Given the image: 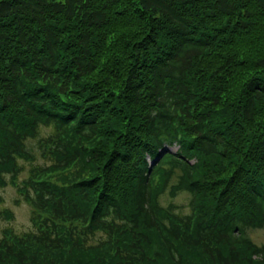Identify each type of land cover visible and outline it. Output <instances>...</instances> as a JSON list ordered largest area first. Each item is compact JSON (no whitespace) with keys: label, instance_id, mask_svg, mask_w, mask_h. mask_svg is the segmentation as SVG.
<instances>
[{"label":"trees","instance_id":"1","mask_svg":"<svg viewBox=\"0 0 264 264\" xmlns=\"http://www.w3.org/2000/svg\"><path fill=\"white\" fill-rule=\"evenodd\" d=\"M9 183L0 264H264V0H0Z\"/></svg>","mask_w":264,"mask_h":264},{"label":"rangeland","instance_id":"2","mask_svg":"<svg viewBox=\"0 0 264 264\" xmlns=\"http://www.w3.org/2000/svg\"><path fill=\"white\" fill-rule=\"evenodd\" d=\"M51 132V128H41V136L48 135ZM38 138H33L28 141V148L34 152L35 157L31 160L21 159L20 163L23 166V171L18 176L17 182H22L27 179L35 167L46 166L51 163L47 160L41 149L38 147ZM172 151H176L178 146H167ZM190 195L187 192H181L176 197L171 198L169 194L162 195L161 201L163 205H168L169 202L177 205L181 213L190 212L189 207ZM9 209L12 210L14 218L12 220L2 219L0 221V237L3 235L5 228L12 230L14 233L23 234L28 231L35 230V227L31 221L33 206L19 193L18 186L13 183H9L6 187L0 188V211ZM249 235L251 239L259 244H264V228L250 229ZM98 240V237H96ZM95 242V241H94Z\"/></svg>","mask_w":264,"mask_h":264}]
</instances>
